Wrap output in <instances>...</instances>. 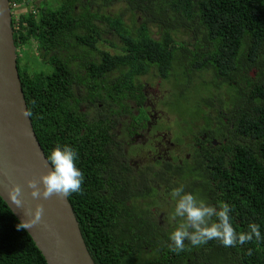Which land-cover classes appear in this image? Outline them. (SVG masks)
I'll return each mask as SVG.
<instances>
[{
    "label": "trees",
    "instance_id": "1",
    "mask_svg": "<svg viewBox=\"0 0 264 264\" xmlns=\"http://www.w3.org/2000/svg\"><path fill=\"white\" fill-rule=\"evenodd\" d=\"M56 2L9 0L28 9L12 18L17 69L46 158L57 144L78 153L85 179L68 201L94 264H264V239L234 247L185 241L174 252L178 221L161 224L145 211L158 192L183 186L209 204L228 203L238 233L254 222L264 236V0ZM32 42L45 67L24 76L19 55ZM100 42L119 52L99 50ZM146 75L170 88L161 106L177 127L206 136L190 147V161L134 163L138 146L107 120L123 112L147 121L144 111L133 114L147 101ZM18 224L0 199V264H46Z\"/></svg>",
    "mask_w": 264,
    "mask_h": 264
},
{
    "label": "water",
    "instance_id": "2",
    "mask_svg": "<svg viewBox=\"0 0 264 264\" xmlns=\"http://www.w3.org/2000/svg\"><path fill=\"white\" fill-rule=\"evenodd\" d=\"M25 111L28 110L17 69L10 3L0 0V199L19 223L31 220L37 206L43 205L41 221L25 232L46 264H94L68 197L31 196L28 181L40 180L52 166ZM15 185L22 188L21 208L12 205L8 197ZM40 187L43 189L42 183Z\"/></svg>",
    "mask_w": 264,
    "mask_h": 264
},
{
    "label": "clouds",
    "instance_id": "3",
    "mask_svg": "<svg viewBox=\"0 0 264 264\" xmlns=\"http://www.w3.org/2000/svg\"><path fill=\"white\" fill-rule=\"evenodd\" d=\"M26 117L31 116L30 111H25ZM78 153L70 145L57 144L47 156L52 169L40 180L31 179L28 187L32 189L31 196L38 199L41 196L48 199L53 195L68 197L73 193L82 191L85 179L83 172L77 166ZM43 184V189L40 185ZM171 196L175 207L173 219L178 223L169 235V247L174 252L185 250V241L192 246H201L210 240H218L225 247H234L237 244L244 245L255 240H262L260 227L256 223L248 225L247 232H237L232 225V209L228 203L221 202L218 206L212 205L194 195L186 192L184 187L172 190ZM12 205L17 208L23 206L22 188L15 185L8 193ZM44 213L43 205H38L31 220L21 221L17 225L18 230H29L33 225L41 221ZM31 214V213H30ZM251 252V250H249Z\"/></svg>",
    "mask_w": 264,
    "mask_h": 264
},
{
    "label": "flooded vegetation",
    "instance_id": "4",
    "mask_svg": "<svg viewBox=\"0 0 264 264\" xmlns=\"http://www.w3.org/2000/svg\"><path fill=\"white\" fill-rule=\"evenodd\" d=\"M151 87H145L143 89L144 92V96L147 97L148 92L151 90ZM167 97L163 98V102ZM164 110L169 113L167 111V108H165L164 104H162ZM136 107V106H133ZM105 110H103V112L108 111L109 109L104 108ZM140 109L142 111H144V115L147 118V121H144V123H134V122H125V123H121L117 125V133L116 136H121V135H130V142L132 141L134 136H138L139 133H142L146 136V138H144V141H148L147 145L151 147V150H149L150 152L153 153V155L151 156L152 159L150 160L151 163H155V162H162V163H171L174 164L175 161L177 162V164H182L183 161H190L191 159V154H184V152H189L191 149H195L197 150L200 145L206 140V136L205 135H201L200 131H197L194 127L190 128V130L185 131L186 129H180L179 127H177V131H178V135L176 139H173V132L171 134V130L168 127L167 129H165V127L162 125V127H158V122L154 121V117H156L157 112H155L153 110V115L150 114V109H148L146 107V105H143L141 108H137V110ZM170 114V113H169ZM139 113L136 111V116H138ZM126 116L123 112H121L120 114H111L109 115V117L107 118V120H120L121 117ZM176 118V117H175ZM150 119L152 121H150ZM126 127V128H125ZM166 131V133L164 134V136H160V132L161 131ZM184 131V132H183ZM120 132H124V134H121ZM183 132V133H181ZM172 135L171 138H167L166 135ZM165 138H167V140H165ZM156 139V140H155ZM122 141V140H119ZM154 143V145H153ZM167 144L170 146V148H162V145ZM188 145V147H187ZM146 146V145H145ZM188 148V149H187ZM190 149V150H189ZM175 159V160H174ZM135 165V164H134ZM159 194V198L158 197H154L155 202L151 203V204H147V208L145 209L146 212L152 214L154 217H159V223L163 224L166 222V219H168L166 211H168L169 209L173 208V206L171 205V200H170V192H158ZM166 193V194H165ZM168 195V198L170 200V204H164V196ZM141 200V198H140ZM142 201V200H141ZM164 206L166 208V211L163 215V212H161L160 214H156L154 209H150V206H154L156 208ZM169 208V209H167ZM166 214V215H165ZM170 220V218H169ZM163 221V222H162Z\"/></svg>",
    "mask_w": 264,
    "mask_h": 264
},
{
    "label": "rangeland",
    "instance_id": "5",
    "mask_svg": "<svg viewBox=\"0 0 264 264\" xmlns=\"http://www.w3.org/2000/svg\"><path fill=\"white\" fill-rule=\"evenodd\" d=\"M32 2L33 5H37L39 2L41 3L42 0H30ZM47 2L50 3V5H52V7H56L58 4L56 2V0H46ZM11 6V5H10ZM119 9V6H116L113 11L117 12ZM11 19L13 18V20L15 21V23L17 22V18L19 17V15H25V13L27 12V8L26 6H16L12 5L11 8ZM112 11V12H113ZM126 23H128L127 19H126ZM15 30H16V26H15ZM37 44L32 42L31 44H28L27 52H25L24 54L19 55L20 56V66L23 69L22 73L24 76H28V75H32L34 72H39L41 70H43V68L45 67V63L43 61V59L41 58V56L39 55V53H37ZM98 48L99 50H103L108 52L109 54L111 53L112 55L115 53H118L119 51L115 50L114 48L108 46V45H103V43H99L98 44ZM22 50V47H20V51ZM141 82L145 83L146 82V87H151L152 89L148 92L147 95V101L145 102V105L148 109H150V114L153 115V110L155 112H157L156 117H154V121L158 122V127H162V125L165 127V129H167L168 127L171 130V134L173 132V139L177 138L178 132H177V125H176V121H175V116L173 114H169L167 113L163 106H161V102H163V98L164 97H169L171 96V90L170 88L162 83L161 81H159L158 79H155L152 75H146L140 78ZM144 86V87H145ZM169 90H170V94H169ZM160 105V106H159ZM136 109V108H135ZM134 109V110H135ZM136 111L137 109L134 111V116H136ZM189 114V112H188ZM120 123H125V122H132L131 118L129 116H123L120 118V120H118ZM150 121H152L150 119ZM162 124V125H161ZM166 133V131H161L160 132V136H164V134ZM167 138H171L172 135H166ZM144 138H146V136L142 133H139L138 136H134L132 139V143L136 146H138V152L137 154H133L131 156L132 161L134 163L139 162L140 160H144V159H152V155L153 153L150 152L149 148L146 147L145 145H147L148 141H144ZM167 138H165V140H167ZM156 140V139H155ZM154 145V143H153ZM170 148L169 145H167L166 143L164 145H162V148ZM184 154H189V152H184ZM150 209H154L155 213L158 215L161 212H163V215L166 211V208L164 206L161 205V207H154V206H150ZM174 212V208L169 209L168 211H166L167 217L170 218L173 215ZM165 214V215H166Z\"/></svg>",
    "mask_w": 264,
    "mask_h": 264
}]
</instances>
